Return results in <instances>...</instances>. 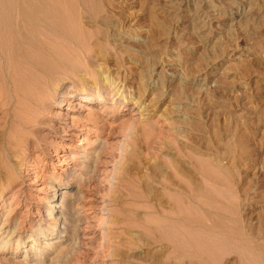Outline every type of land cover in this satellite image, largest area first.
I'll use <instances>...</instances> for the list:
<instances>
[{
    "label": "rangeland",
    "instance_id": "1",
    "mask_svg": "<svg viewBox=\"0 0 264 264\" xmlns=\"http://www.w3.org/2000/svg\"><path fill=\"white\" fill-rule=\"evenodd\" d=\"M66 1L72 28L95 45L69 52L78 67L61 77L35 131L14 118L30 110L26 102L9 95L0 104V136L12 130L28 140L0 198V230L7 216L3 231L15 229V248L18 237L49 229L0 253V264H264V0ZM84 89L107 99L60 106ZM80 173L82 181L71 176ZM66 184L78 222L52 263L53 244L67 245L58 238L66 225L59 208L51 219L46 211L60 206ZM183 188L197 195L176 193ZM172 192L189 203L185 214ZM168 220L171 242L156 228L169 235Z\"/></svg>",
    "mask_w": 264,
    "mask_h": 264
},
{
    "label": "bare ground",
    "instance_id": "2",
    "mask_svg": "<svg viewBox=\"0 0 264 264\" xmlns=\"http://www.w3.org/2000/svg\"><path fill=\"white\" fill-rule=\"evenodd\" d=\"M64 2L67 4L66 6L70 5V7L73 10V7H74L73 4L70 3L68 5L69 2L67 3L66 0L65 1L63 0H0V86L4 85L2 88L3 89L5 88L6 90L5 89L4 90L7 92L5 93L6 96L4 93L1 94L0 92V99L3 101V103H0V104H3V105L6 103L8 104L9 97H10V101L15 100L17 105H19L23 101L26 102L28 104V107H31L30 110L27 111L25 115L23 114L24 116H22V114L14 113L15 114L14 118L18 119V116H19V120H20V123H18L19 127L28 128L30 132L31 130H34V126L36 124L41 122L42 112L46 113L47 107H49L51 98L59 95V91L61 90V87L64 84L63 83L64 80H62V78L66 79L73 74V70L71 66L76 65V63L80 60L79 59L75 61L76 59L74 60L73 54H77L79 51L80 53L81 51L83 53L89 52L95 45V44L90 45L91 42L90 43L86 42V40L83 38L84 36H82L83 35L82 32H79L78 30L72 28L74 24L69 18V13H66L65 8L63 7V5L65 6ZM69 52L73 53L72 56L69 54ZM61 58L64 59L65 61L67 60V62L69 63V65L66 64L68 65L67 67H64L63 65H61V63H59L58 60H60ZM76 67L78 66L76 65ZM5 81L8 84H6ZM104 86L106 87L105 89H107V87L109 86L110 88L108 87V91L109 90L112 91L111 86L108 85L107 83L104 84ZM23 89L26 92H23L22 91ZM106 99H107V96L105 95L103 91L94 92L91 90L84 89L81 91V94L78 95L77 98L75 96V100L65 101V102L61 101L60 106L61 105L63 106L64 104V106L69 107L73 105V102L75 101H79L81 103H89V104L90 103H101L105 101ZM117 99H120V96H118ZM123 99L125 102L126 98H123ZM1 100L0 102H2ZM114 102L115 101L113 98L110 105L113 106ZM138 110L135 115H139ZM88 117H90V115ZM72 122H73V119H72ZM25 145H28V140L21 136H18V137L15 136L12 130L9 131L8 134L0 136V198H2V194L4 193V191L11 188L14 184L13 176L15 175V172H16L15 167L19 166L15 164V160L19 159L21 155V151L22 149H24ZM85 145H88V144H85ZM92 154L90 153L83 158L90 159L92 156H94ZM84 175L85 174L80 173V174H76V175L74 174L71 176H74L72 178H76L79 176V179H81L82 181L85 179ZM74 183H76V181ZM78 184L81 185L80 181H77V184H76V186H78L77 189L79 190L80 187ZM68 187H69V184H66L65 189L63 188L58 194L59 195L58 197H60L61 199V201L59 200L61 203L60 206L53 205L51 203H49V205L47 206L46 216L51 219V216L53 215L55 208H59L60 209L59 214L61 215L59 218L63 221V224L66 225L64 229L65 231L63 232H58L57 230H54L55 232L57 231L60 234L58 235L59 239L65 238L64 242L67 243V245H65V247H62V244L60 243L61 241H57L55 244H53L54 246L51 247V250H52V254H55V256L52 257L50 260L52 263H58L57 260L59 256L62 255V253H64L63 251L64 248L66 250H68L67 247L70 248V246L68 245L70 243L69 241L71 239L73 240L71 233L74 236L73 231L75 230V227H77V222H78L77 217L75 218L72 215L73 210H74L73 209L74 202L76 198L73 195H71L70 192L67 191ZM51 188L52 190L55 191V188L53 186ZM199 189L200 187L196 188V191H194L195 189L188 190L186 188H183L181 192H176V193H178L181 196L182 195L187 196L188 194H191V192L193 191L198 194V191L202 190L203 187L202 189L200 190ZM176 193L174 194L172 192L170 199L171 200L173 199L176 203H178L177 204L178 206L180 207L184 206L182 207L183 212L184 210L188 211V206L186 205L188 202L187 201L186 203L182 202L185 198L181 200L176 199V196H175ZM56 194L57 193H55L52 196V199H54L55 197L57 198ZM176 203H174V205ZM170 210H173V209H170ZM174 215L173 217H177L176 215L175 216ZM179 215L181 216V214ZM169 217L173 219L171 215L168 216V219ZM184 217L181 218L183 220L182 224H184V222L187 223L186 221L190 219V217L189 218H184ZM59 218L57 217L53 218L54 220L53 223H56L59 220ZM5 219L8 220L7 216L5 217ZM197 219L199 220V218ZM7 220L3 221L4 223L2 222L3 223V225L1 226L2 231L5 230L6 226L4 225H6L5 223L7 222ZM168 221L166 222L165 226L163 225L165 228L163 230L167 231L169 235L168 234L164 235V232L162 233L161 231V229L163 228L162 226H160L162 227L161 229L159 227H156V228L160 232V234H163L162 236L160 235L159 239H163V238L165 240L171 239L170 241L168 240L169 242H171L173 240L172 239L173 237L171 238V235H172L171 233H173L172 231L174 230L175 221L174 220L169 221V222ZM192 221L193 220H191V222ZM47 229H49V226L45 225V228L37 227L36 231H31V232L35 234V237L41 236V237L46 238L47 232H48ZM32 233L30 237H34V235L32 236ZM48 234L51 235V233H48ZM61 234H64V236H61ZM14 235H15V229L12 232L6 230V231H3V233H0V253L1 254H5L11 249L17 251L20 245L26 244V242L25 241L22 242V240L23 239L28 240L30 238L28 236L24 238H22L21 236L18 237L15 241L16 247L11 248L9 245V242L13 241L14 238L17 236V235L16 236ZM50 240L52 239H47L46 243L43 245L44 247L41 250H39V252L38 251L35 252L33 254V257H36L37 260L40 259L38 257L43 256L44 252L48 250L47 248L51 246V243H48L50 242ZM204 243H207V242H205L204 240ZM208 243L206 244L207 246L208 245L210 246V244L213 245L212 243H209V244ZM28 244H26L24 248L25 247L27 248ZM28 248L29 249L27 250V252L32 251L33 253L35 251L34 246L32 244H30ZM199 249L197 250L199 251ZM210 249L212 251L211 253L215 251V250H212L214 249L212 246L210 247ZM16 251L14 252V255L15 253H17ZM209 252L208 254H211ZM205 253L203 254V257H205L204 256ZM201 254L202 253H200V255ZM208 254H206L205 259H207L210 256L209 255L207 257ZM208 259H207V262H208ZM203 261L205 263L206 260H203ZM198 264H201L200 261Z\"/></svg>",
    "mask_w": 264,
    "mask_h": 264
}]
</instances>
